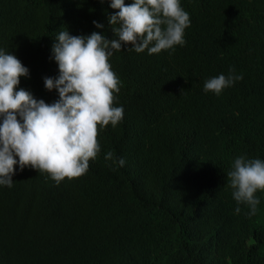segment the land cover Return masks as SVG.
Segmentation results:
<instances>
[{"label":"trees","instance_id":"1","mask_svg":"<svg viewBox=\"0 0 264 264\" xmlns=\"http://www.w3.org/2000/svg\"><path fill=\"white\" fill-rule=\"evenodd\" d=\"M110 2L0 0V49L30 72L17 90L57 100L43 79L59 74L57 33L113 39ZM180 5L191 20L184 46L110 57L124 116L98 125L89 170L57 185L17 164L13 186L0 185V264H264V190L249 215L227 179L238 156L264 160V0ZM230 68L243 79L204 92ZM109 151L125 165L106 160Z\"/></svg>","mask_w":264,"mask_h":264},{"label":"clouds","instance_id":"2","mask_svg":"<svg viewBox=\"0 0 264 264\" xmlns=\"http://www.w3.org/2000/svg\"><path fill=\"white\" fill-rule=\"evenodd\" d=\"M110 7L118 10L108 16L113 39L95 31L90 35H71L66 29L57 33L51 58L59 74L43 78L45 89L56 90L59 96L51 104L24 88L17 90L20 78L30 76L29 69L14 54L0 49V185L13 186L17 164L20 171L30 166L47 173L57 185L85 174L90 159L101 151L98 125L116 127L124 116L122 106H113V94L121 85L109 62L114 51L127 47L152 55L186 43L185 29L191 20L180 0H133L128 5L125 0H111ZM93 24L104 27L96 21ZM242 79V74L230 68L227 75L205 80L203 90L219 96ZM105 159L120 167L126 163L124 158L114 159L111 151ZM227 179L234 200L247 205L248 214L254 215L260 203L254 194L264 190V160L238 156ZM235 211L239 214L240 207Z\"/></svg>","mask_w":264,"mask_h":264}]
</instances>
